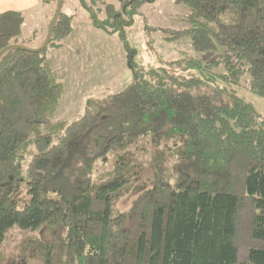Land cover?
<instances>
[{"label":"trees","instance_id":"16d2710c","mask_svg":"<svg viewBox=\"0 0 264 264\" xmlns=\"http://www.w3.org/2000/svg\"><path fill=\"white\" fill-rule=\"evenodd\" d=\"M173 1L187 28L165 29V40L219 55L135 70L73 122L55 119L65 89L49 55L72 30L68 16L43 52L0 57V244L14 226L36 234L0 264H264V118L225 88L245 77L264 99V0ZM122 2V15L108 4L99 23L80 0L129 53L141 0ZM23 21L0 14V51L27 47Z\"/></svg>","mask_w":264,"mask_h":264},{"label":"rangeland","instance_id":"374dc122","mask_svg":"<svg viewBox=\"0 0 264 264\" xmlns=\"http://www.w3.org/2000/svg\"><path fill=\"white\" fill-rule=\"evenodd\" d=\"M56 2L57 0H50L47 4L41 3L30 13L22 14L24 21L21 39L26 42V48L35 49L43 44ZM84 4L97 10L99 23L106 20L103 11L106 5L113 4L121 15L124 5L122 0H96L93 4L90 0H84ZM135 5L134 15L131 16L132 23L126 28V41L130 48L128 53L117 35L96 29L89 12L82 7L80 0H62L61 12L68 16L72 30L61 41V48H49V55L57 56L56 70L60 76L59 82L65 89L56 120L76 121L85 109H94L97 105L105 103L109 96L121 92L131 83L135 70L158 68L165 63L181 59H197L206 65L221 52L197 53L189 38L179 41L165 40V29L187 28L186 23L180 20L182 8L173 0H141V3ZM212 72L222 75L224 71L220 66L213 68ZM187 75L201 76L198 72ZM218 83L223 84L219 79ZM225 88L251 103L256 112L264 118V99L249 91L245 77L239 84L225 85ZM146 149L150 153L148 146ZM106 168L109 166L98 164L96 167L99 172ZM131 199L132 196L121 201L123 210L128 209ZM247 224L248 222L245 226ZM35 235L16 226L12 227L0 244V254L5 257L17 255L20 246ZM237 243L240 248L251 245L244 229L239 231Z\"/></svg>","mask_w":264,"mask_h":264},{"label":"crops","instance_id":"0c3cea01","mask_svg":"<svg viewBox=\"0 0 264 264\" xmlns=\"http://www.w3.org/2000/svg\"><path fill=\"white\" fill-rule=\"evenodd\" d=\"M50 0H0V14L13 11L21 14L30 13L39 5L47 4Z\"/></svg>","mask_w":264,"mask_h":264},{"label":"water","instance_id":"95a60500","mask_svg":"<svg viewBox=\"0 0 264 264\" xmlns=\"http://www.w3.org/2000/svg\"><path fill=\"white\" fill-rule=\"evenodd\" d=\"M61 4H62V0H57L55 12L53 14V17L51 18V21L49 22V25H48V28H47V32H46V36H45V40H44L43 44L40 47L35 48V49H29V48H26V47H23V46H20V45H10V46H7V47L3 48L0 51V57L5 52H7L9 50H22V51L29 52V53H40V52H43L47 48V46L49 45V43L51 41L52 29H53V27H54V25L56 23L57 18L60 15Z\"/></svg>","mask_w":264,"mask_h":264}]
</instances>
